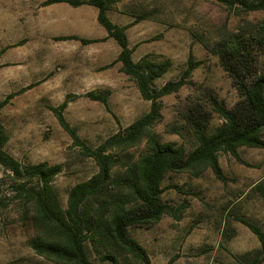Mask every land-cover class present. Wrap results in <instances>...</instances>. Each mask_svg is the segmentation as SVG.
Listing matches in <instances>:
<instances>
[{"label": "rangeland", "instance_id": "obj_1", "mask_svg": "<svg viewBox=\"0 0 264 264\" xmlns=\"http://www.w3.org/2000/svg\"><path fill=\"white\" fill-rule=\"evenodd\" d=\"M45 1L0 0V100L14 94L0 110V120L8 134L5 149L12 156L22 162L62 164L53 185L65 206L68 189L88 179L97 166L73 145L49 106L67 99V121L87 145L95 147L147 112L150 101L121 71L116 61L120 47L98 23L96 7ZM144 10L153 14L131 24L126 33L135 61L146 53L170 59V68L155 80L156 86L180 78L189 55L201 61L188 84L161 98L162 119L152 126L162 141L189 150L196 141L183 115L191 102L208 91L228 108L238 99L232 78L202 42L212 41L224 27L233 29L246 20L262 19L264 9L244 12L217 0H125L108 14L125 25ZM63 35L94 41L60 38ZM103 89L110 91L108 106L85 94ZM221 121L212 114V127ZM144 148L142 142L129 150L136 155ZM238 152L250 165L227 152L218 153L226 182L209 168L198 177L188 171L166 175L163 185L178 188H167L162 199L174 210L149 226L129 229L146 248L151 264H167L173 255L172 264H239L236 255L259 251L257 236L237 218L247 219L264 233V199L259 189L264 186V149L240 146ZM11 185L0 165V264H60L31 247L37 231ZM91 258L95 264H108L95 254Z\"/></svg>", "mask_w": 264, "mask_h": 264}, {"label": "trees", "instance_id": "obj_2", "mask_svg": "<svg viewBox=\"0 0 264 264\" xmlns=\"http://www.w3.org/2000/svg\"><path fill=\"white\" fill-rule=\"evenodd\" d=\"M125 0H46L44 4L67 2L97 8V21L120 47L116 61L121 71L131 77L142 96L150 101V109L129 125L105 138L95 147L80 138L67 121L64 109L67 99L57 106H49L61 127L70 135L81 154L96 163L97 171L88 179L73 184L67 191L64 206L53 185V179L62 171V164L22 162L12 156L5 144L8 134L0 120V165L12 181L14 197L28 208L26 216L37 233L31 240L34 251L60 264H95L92 255L108 264H151L146 248L129 233L131 227L149 226L173 207L162 199L169 187L163 185L170 172H190L200 176L207 168L215 177L228 180L219 163L218 153L224 151L239 163L250 165L239 154L240 146L264 149V17L246 20L233 29L224 27L212 41H203L207 50L217 56L219 64L232 78L238 99L230 108L211 92H206L187 107L183 120L196 144L187 150L174 141H162L152 126L162 119L161 98L188 84L192 71L201 63L189 55L187 66L176 80L162 86L155 80L168 71L170 59H159L146 53L133 59L126 29L131 24L149 18L153 10L133 14L132 22L121 25L108 12L113 5ZM230 9L244 12L264 9V0H217ZM62 39H77L83 43L93 39L77 35H63ZM110 91L90 90L86 96L108 106ZM14 94L0 100V110ZM222 121L211 126L212 114ZM176 132V130H172ZM145 148L134 154L129 149ZM264 199V186L259 187ZM258 238L256 253L236 255L239 264H262L264 261V233L245 218H237ZM173 255L167 262L172 264ZM134 262V263H133Z\"/></svg>", "mask_w": 264, "mask_h": 264}]
</instances>
